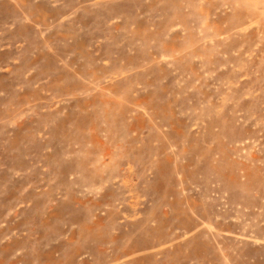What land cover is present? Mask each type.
<instances>
[{"label": "rangeland", "instance_id": "1", "mask_svg": "<svg viewBox=\"0 0 264 264\" xmlns=\"http://www.w3.org/2000/svg\"><path fill=\"white\" fill-rule=\"evenodd\" d=\"M0 264H264V0H0Z\"/></svg>", "mask_w": 264, "mask_h": 264}]
</instances>
